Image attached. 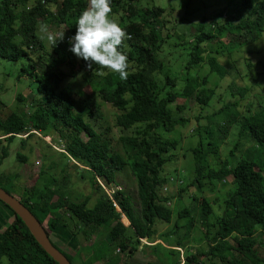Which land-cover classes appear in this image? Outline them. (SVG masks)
<instances>
[{
    "label": "trees",
    "instance_id": "16d2710c",
    "mask_svg": "<svg viewBox=\"0 0 264 264\" xmlns=\"http://www.w3.org/2000/svg\"><path fill=\"white\" fill-rule=\"evenodd\" d=\"M136 3L137 0H111L112 12L118 13L117 22L130 36L125 41L127 47L122 48L131 62L128 79L121 80L118 74L106 72L96 82L99 97L119 111L115 115L116 127L129 129L136 123L144 124L142 129L118 137L122 149L119 152L111 147L109 138L85 121V116H93L89 98L75 99L68 93L67 85L58 90L55 87L62 76L58 70L60 65H68L70 75L75 74L73 67L76 58L67 49L65 38L75 34V21L87 6V0H0V58L8 61L24 59L26 63L20 68L21 74H28L36 83V101L29 106V112L17 114L11 111L0 119V161L7 155L8 145L14 140L30 150L31 145L27 141L35 136L27 127L29 118L42 136L55 134L56 137L52 138L54 145L62 144V151L55 150L58 159L72 160L81 180L91 189L113 183L115 172L127 168L135 180L138 209L133 207L130 196L118 189L109 196L101 192L92 206H88L89 195H83L79 200L68 199L57 184V178L49 174V170L57 165L54 159L45 168L39 169L34 183L18 199L43 225L51 243L66 256L70 264L74 262L54 243L52 233L56 235L67 229L74 238L80 234L85 240L89 239L79 248L85 253L84 261L79 264H200L198 255L206 256L210 264H264V257L252 250L256 243V232H264V104L256 105V109L246 108L240 116L237 136L240 141L250 144L251 149L246 150L233 166L226 159L221 160L216 168L208 163V154L213 152L216 145L210 140L209 132L205 136L209 140L203 142L199 138V145L189 148L194 173L190 183L195 185L197 191H201L205 185H208L209 191L216 184L225 186L226 177H231V187L222 195L218 205L219 214L214 213L206 198L201 199L199 218L204 228L202 238L205 249L190 256L182 255L181 263L178 251L184 245L180 241L171 245L165 240L166 246L155 242L160 237L156 235L154 224L156 221L168 223L171 217L167 201L172 197L158 192L166 180L160 176V172L174 156L173 151L177 147V140L162 136L158 129L166 132L176 125H183L184 118L175 116L170 110L177 97L190 102L193 100V103L203 106L214 101L212 97L215 93L205 85V77L186 76L182 79V88L174 89L175 74L170 72L162 58L160 27L150 21V15L163 10L160 7L146 8L145 12L149 15L144 19L142 14L136 12ZM227 4L215 13L201 14L203 20L208 18L207 25L201 22L194 24L191 34H188L191 41L188 39L187 56L182 65L186 72L196 64H205L209 73L223 78L227 70L217 61V56L225 52L230 58L231 53L249 45L264 33V0H233ZM51 5L56 6L54 11H51ZM40 19L63 24L65 32L63 40L57 41L54 46L50 44V60L38 63L40 54L36 53L38 64L35 65L30 54L43 48L35 34V25ZM222 38L227 41L223 42ZM213 42L217 43L212 51L215 55L203 56L208 52L204 44ZM258 59L262 60L263 56L260 55ZM246 62L245 66H248ZM84 67L86 63L81 59L78 68ZM88 70L96 72L97 66L93 65ZM154 72L163 77L162 86L168 87L165 92L154 80ZM17 98L22 99L19 94ZM227 109L231 111L227 105L217 113H226ZM164 114H167V118ZM253 143L257 148L254 156L251 155L252 150L256 149ZM237 144L228 150L227 157L233 156ZM15 157L19 162L26 160V156L18 151ZM52 157L47 155L44 159ZM61 167H64L63 163ZM59 171L63 172L64 168H59ZM14 176V173H9L0 178L9 183L10 188ZM260 180L262 187L255 189L254 182ZM179 181L181 184L182 180ZM1 183L0 187L10 193V189ZM184 187L179 188L178 198L181 192L187 190L188 184ZM0 203L11 218L0 230V264L2 257L6 260L5 264H57L35 242L23 222L5 204ZM188 213L187 208L183 207L177 214L181 217ZM121 215L126 218L127 225L122 224ZM209 216L214 219L212 223L208 221ZM101 230L105 236L96 247L95 240ZM90 237H93L92 241ZM228 238L234 244H230ZM140 239L153 242L149 244L153 260L148 259L149 255L142 257L144 245ZM111 243H115L123 255L122 258L117 255L107 262L104 257L109 248L113 252Z\"/></svg>",
    "mask_w": 264,
    "mask_h": 264
},
{
    "label": "rangeland",
    "instance_id": "374dc122",
    "mask_svg": "<svg viewBox=\"0 0 264 264\" xmlns=\"http://www.w3.org/2000/svg\"><path fill=\"white\" fill-rule=\"evenodd\" d=\"M226 1L230 2V4L233 2V0H137V7L135 8L136 12L142 14L144 19L149 15V13L145 12L146 8L155 9L156 7H160L163 10L160 13L150 15V21L154 26L160 27V36L163 40L160 46L162 58L166 66L169 67L170 72L175 74L176 81L174 89L180 90L182 88V79L186 76L188 78L205 77V85L212 88L215 93L212 97L214 101L211 104L203 106L193 103V100L190 102L181 97H177L174 103L170 105V110L175 116L184 118L183 125H176L170 131L166 132L158 129L162 136L177 140V147L173 151L174 156L163 165L160 172V176L166 180L161 184L158 192L161 195L172 197L167 201V205L171 210V217L168 223L156 221L154 224L156 235L160 237L155 242L164 245L165 240H168L167 242L169 244L175 245L176 241H180L184 245L178 251V259L181 263L184 255L190 256L206 247L205 241L202 238L204 228L200 224L201 218H199L201 199L203 197L206 198L211 203L215 211L214 213L219 214L220 209L218 205H220L222 195L231 187V177L228 176L226 177L227 183L225 186L216 184L215 188L209 191L208 185H205L201 191H197L195 185H191L190 183L193 180L194 173L189 148L197 147L199 145V138L203 142L207 141L208 138L205 136H208L209 132L210 140L214 141L216 145L213 152L208 154V163L216 168L221 160L226 159L229 165L233 166L238 158L246 153V150L251 149L250 144H247L245 141H240L241 139L237 136L240 116L245 113L246 108L256 109V105L264 104V99L262 98V92L264 90V33L249 45H245L239 51L231 53L230 58L228 55H225V52L217 56V61L224 65L227 70L223 78H218L216 75L209 73L208 66L205 64H196L187 72L182 66L187 56L188 39L189 42L191 41L188 34H191L194 24L201 22L207 25L208 18L203 20L201 14L215 13L220 8L229 5ZM50 7L51 11L56 9V6L53 5ZM111 16L113 19L119 20L118 13L112 12ZM41 24L47 26V34L40 31ZM64 30L65 26L63 24L46 22L44 19L37 21L35 34L41 41L43 48L41 50H35V52L30 54L35 65L38 63H47L52 56L51 46L47 36L56 37ZM221 40L223 42L227 41L225 38ZM216 47V42L205 43L204 48L208 52L203 53V56L208 57L213 54L212 51ZM36 53L40 54L38 63L35 58ZM260 55L263 56L262 60L258 59ZM75 58L76 64L73 67L74 76L70 75L68 65L62 64L58 67V70L62 72V76L55 86L56 90L67 85L69 88L68 93L75 99L88 97L92 102L91 110L93 116H85V121L92 125L97 132H101L103 136L109 138L111 147L122 152L118 137L133 133L135 129H142L144 124L136 123L129 129H119L116 127L115 115L119 111L109 103L104 102L99 97L96 88V82L101 77V75H98V72L107 71L99 69L98 67L96 72L88 70L87 67L79 69L78 64L81 59H78L76 56ZM245 62L249 65L247 66L246 64L245 66ZM25 63L26 61L24 59L8 61L0 58V119L5 118L11 111L17 114L21 112L27 113L29 112V106L36 101L35 81L28 74H21L20 68ZM153 77L159 86L164 84L163 77L159 73L154 72ZM162 88V92L168 89V87L163 86ZM18 94L22 97L21 100L17 98ZM227 105L231 108V111L227 109V114L217 113L218 110ZM165 118H167V114ZM32 122L34 121L28 118L27 127L31 129V132L35 136L27 141L31 145L30 150H28L27 146H20L19 142L14 140L8 145L7 155L0 161V176H5L9 173H14L15 175L10 188L9 183L3 182L0 178L1 185L10 189L9 191L12 195L17 198L23 197L27 187L32 185L37 178L39 169L45 168L54 159L57 165L54 169L49 170V174L57 178V184L60 185L68 199L79 200L83 195H89L88 206H92L101 192L109 196L114 190L118 189L128 194L133 207L138 209L135 180L127 168L115 172V181L113 183L104 186L100 185L101 187L99 186V189H91L84 180H81L72 165V160L68 159V161H64L58 159L55 150L62 151V144L54 145L52 138L56 137L55 134L42 136L36 127L32 125ZM237 142V148L234 150L233 156L227 157L228 150ZM253 144L255 146V143ZM16 151L26 156L24 162L17 161L15 157ZM256 153L257 148L252 150L251 155L254 156ZM47 155L51 157L53 155V157L51 159H44V156ZM62 163L64 167H61ZM59 168H64V171L60 172ZM169 178H172L173 181L168 180ZM179 180H182L181 184H179ZM185 184H188L187 190L181 192L180 198H178L177 193L179 188H185ZM253 187L255 189L261 188V180L255 181ZM0 206H2L1 203ZM183 207L187 208L189 213L186 216L179 217L177 213ZM2 208L4 209L3 206ZM7 213L9 214L8 210ZM4 217L0 211V223H2L0 230L11 221V218H8L3 224ZM120 220L122 224H128L123 215L120 216ZM208 221L212 223L214 221L213 217L209 216ZM211 229L213 228L211 227ZM64 230L63 232H58L56 234L57 236L52 233L51 239L53 241L55 238L59 240L61 238L66 239L68 242L67 245L69 246L66 249L70 251L60 249L71 258L72 263L74 262L73 264H79L80 261H84L85 259V253L79 250V248L88 243L89 239L85 240V237L80 234L77 235V238H74L69 230ZM64 232H66V235H64ZM104 236L105 232L101 230V233L95 240L97 242L96 247L104 239ZM255 239L256 243L252 247V250L258 256L264 257V232L258 230L255 234ZM92 240L93 237L90 241ZM228 241L230 244H234L230 238H228ZM140 242L144 245L142 257L144 258L149 255L148 259L153 260V257H151V246H149L153 242H146L145 239H140ZM110 247L113 249V252L109 248L104 257L105 261H111L117 255L122 258L123 254L118 251L115 243H111ZM197 258L200 264H210L206 256L198 255ZM5 263L6 260L2 257L1 264ZM94 264L103 263L95 262ZM108 264H115V262H108Z\"/></svg>",
    "mask_w": 264,
    "mask_h": 264
},
{
    "label": "clouds",
    "instance_id": "9594fccd",
    "mask_svg": "<svg viewBox=\"0 0 264 264\" xmlns=\"http://www.w3.org/2000/svg\"><path fill=\"white\" fill-rule=\"evenodd\" d=\"M111 0H87V6L75 21V34L69 37L70 51L86 63L88 69L93 65L107 72L118 74L121 80L130 75L128 55L122 51L125 41L130 39L126 29L111 16ZM40 31L47 34V26L41 24ZM64 32L58 36H47L53 46L64 38ZM98 75H106L99 71Z\"/></svg>",
    "mask_w": 264,
    "mask_h": 264
},
{
    "label": "water",
    "instance_id": "95a60500",
    "mask_svg": "<svg viewBox=\"0 0 264 264\" xmlns=\"http://www.w3.org/2000/svg\"><path fill=\"white\" fill-rule=\"evenodd\" d=\"M0 201L12 211L14 216L23 222L35 242L52 260L57 264H70L66 256L51 243L43 225L17 197L0 187Z\"/></svg>",
    "mask_w": 264,
    "mask_h": 264
},
{
    "label": "crops",
    "instance_id": "0c3cea01",
    "mask_svg": "<svg viewBox=\"0 0 264 264\" xmlns=\"http://www.w3.org/2000/svg\"><path fill=\"white\" fill-rule=\"evenodd\" d=\"M2 205V204H1ZM4 209H5V207H4ZM3 208H2V206H0V211L3 213V215L5 216L4 217V222H3V224L7 221V219L8 218H10V216H9V214L7 213V210L5 209L4 210ZM2 225V223H0V226ZM53 235V234H52ZM55 235V234H54ZM68 235V234H67ZM55 236H57V235H55ZM52 238V237H51ZM64 238H61V240H59V239H57V238H55L54 239V243H56L58 246H59V248H62L63 250L65 249V250H68V251H70L69 249H66V248H68L69 246L67 245L68 244V242H67V240L66 239H64ZM59 240V241H58ZM62 246V247H61Z\"/></svg>",
    "mask_w": 264,
    "mask_h": 264
},
{
    "label": "built area",
    "instance_id": "2783aa9c",
    "mask_svg": "<svg viewBox=\"0 0 264 264\" xmlns=\"http://www.w3.org/2000/svg\"><path fill=\"white\" fill-rule=\"evenodd\" d=\"M73 35H69L67 38H65L66 42H67V49H70V44H69V37H71ZM24 136V135H23ZM114 207L118 210L117 206L115 205V203H113Z\"/></svg>",
    "mask_w": 264,
    "mask_h": 264
}]
</instances>
